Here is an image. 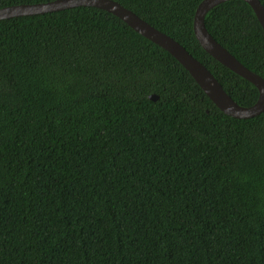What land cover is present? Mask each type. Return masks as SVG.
I'll return each mask as SVG.
<instances>
[{"label":"trees","instance_id":"obj_1","mask_svg":"<svg viewBox=\"0 0 264 264\" xmlns=\"http://www.w3.org/2000/svg\"><path fill=\"white\" fill-rule=\"evenodd\" d=\"M116 1L236 102H257L198 41L202 0ZM205 23L264 78L249 3H220ZM0 264H264V112L226 114L169 51L104 9L1 19Z\"/></svg>","mask_w":264,"mask_h":264},{"label":"water","instance_id":"obj_2","mask_svg":"<svg viewBox=\"0 0 264 264\" xmlns=\"http://www.w3.org/2000/svg\"><path fill=\"white\" fill-rule=\"evenodd\" d=\"M225 1L228 0H202L195 11L194 32L202 47L209 54L235 73L251 81L258 88L259 99L251 106H244L236 102L227 93L211 70L193 56L181 43L116 0H52L48 2L7 5L0 8V20L60 11L78 6H94L104 9L121 18L144 37L169 51L190 72L205 93L223 112L235 118H252L264 112V78L249 69L223 46L209 32L205 23L207 13ZM244 1L251 5L264 29V5L261 0ZM150 98L157 100L159 96L151 94Z\"/></svg>","mask_w":264,"mask_h":264}]
</instances>
